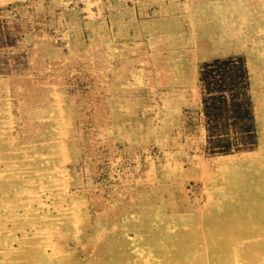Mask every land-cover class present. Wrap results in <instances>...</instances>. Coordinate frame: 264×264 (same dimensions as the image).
I'll return each instance as SVG.
<instances>
[{"label": "rangeland", "instance_id": "obj_1", "mask_svg": "<svg viewBox=\"0 0 264 264\" xmlns=\"http://www.w3.org/2000/svg\"><path fill=\"white\" fill-rule=\"evenodd\" d=\"M0 264H264V0H0Z\"/></svg>", "mask_w": 264, "mask_h": 264}, {"label": "bare ground", "instance_id": "obj_2", "mask_svg": "<svg viewBox=\"0 0 264 264\" xmlns=\"http://www.w3.org/2000/svg\"><path fill=\"white\" fill-rule=\"evenodd\" d=\"M231 26L223 23H215V25H208L205 28L200 29L199 33L195 36L196 48L198 51L197 59H213L224 57L231 54V49L228 47V40L231 36ZM230 33V34H229ZM216 159L212 162L218 165H225L232 162L233 159Z\"/></svg>", "mask_w": 264, "mask_h": 264}]
</instances>
